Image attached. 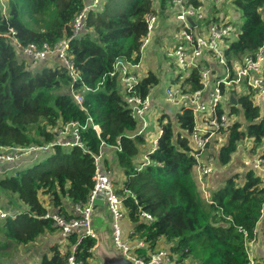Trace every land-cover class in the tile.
I'll use <instances>...</instances> for the list:
<instances>
[{
  "label": "trees",
  "instance_id": "trees-1",
  "mask_svg": "<svg viewBox=\"0 0 264 264\" xmlns=\"http://www.w3.org/2000/svg\"><path fill=\"white\" fill-rule=\"evenodd\" d=\"M158 1L159 5L157 0H103L90 10L81 37L70 42L69 54L79 71L75 81L60 62L40 61L34 68L35 62L19 55L15 41L23 46L54 45L72 34V21L88 1L7 0L5 12L0 4V148L49 144L59 137L64 124L86 125L81 130L84 147L55 144L48 152L0 164V205L11 213L0 219V253L57 231L54 220L45 216L49 208L42 195L49 198L54 212L75 216L70 205L88 200L95 183V156L110 146L126 175L117 192L135 224L131 237L145 242L137 254L149 258L165 239L176 264H250L249 243L264 214L261 174L247 168L243 176L231 175L214 189L208 186V196H204L193 177L197 159L188 133L195 124L192 110L182 108L174 121L166 112L161 115L163 133L152 151L148 132L136 134L140 123L131 115L126 88L118 74L110 75L119 58L140 62V46L148 33L146 15L169 14L167 0ZM233 3L244 23L226 48L231 67L264 44V0ZM160 79L148 69L136 84V92L142 97L151 94ZM172 80L188 92L203 86L197 68ZM72 89L82 94L81 104ZM242 92L229 90L238 99L237 105H231L237 119L224 142L215 140L211 155L218 168L231 162L244 141H250L251 153H260L264 161L262 105L254 101V91ZM89 117L100 125V132L88 122ZM119 142L120 150L114 147ZM145 156L153 163L139 169ZM143 211L154 220H143ZM67 239L65 250L53 244L39 264H67L71 253L90 264L96 238L73 233Z\"/></svg>",
  "mask_w": 264,
  "mask_h": 264
},
{
  "label": "built area",
  "instance_id": "built-area-1",
  "mask_svg": "<svg viewBox=\"0 0 264 264\" xmlns=\"http://www.w3.org/2000/svg\"><path fill=\"white\" fill-rule=\"evenodd\" d=\"M83 10L79 12L72 21V34L61 38L54 45L30 43L26 46L15 41L20 56L32 62H40L48 57L55 56L56 62L63 64L73 78L79 77V71L72 60L70 42L79 39L86 28V21L90 10L99 7L103 0H87ZM159 3V1L157 0ZM234 0H167L166 12L176 16V30L172 32L173 37L169 39L170 47L167 49L166 58L172 62L182 76H188L193 68H197L202 87L193 92L185 91L178 85H170L166 89L167 99L174 105L182 108H189L194 115V127L188 131L196 164V178L198 181L205 182L215 170L213 156L209 154L215 140L226 138V131L237 119L236 114L231 113L229 90L233 84L243 83L246 90L253 93L254 101L260 105L264 103V44L255 53L247 54L241 61L231 67L226 58V48L231 42H227L233 33H236L235 21L240 19V11L235 7ZM229 8H225L226 4ZM193 20V23L189 21ZM148 33L143 38L140 50L149 43L150 36L158 24L159 16L156 12L146 15ZM239 34V33H238ZM238 36V35H237ZM237 38V37H236ZM233 41V40H232ZM137 64H133L123 58H119L110 75L118 74L120 81L127 91L126 100L133 118L137 119L140 127L136 134L147 131L149 124L147 115L152 109L153 99L150 95L142 97L136 92V84L139 82V75L134 70ZM78 103L83 102L80 92L73 91ZM222 109V111H221ZM88 122L93 123V127L100 132V125L93 122L91 117ZM86 125L78 121L68 122L59 128V137L49 144L31 145L29 147H1L0 164L15 163L19 159L48 152L55 144L84 147L81 139V130ZM222 131H225L222 133ZM162 135L163 126H159ZM160 135V136H161ZM214 143V144H213ZM158 139L154 140L152 151L157 148ZM121 149L120 142L114 146ZM103 150L95 156L94 187L89 198L84 203H72L71 209L76 212L75 216L67 217L58 212H47L45 216H50L54 220V225L61 231L64 237L77 233L79 236H90L97 239V233L91 226L92 212L95 207V199L98 196L104 197L108 208L112 214V236L115 244L123 248L124 252L139 264H176L172 261L167 249H158L150 254L149 258L137 254V249L145 245L142 239L133 243L124 235L122 219L125 217L126 207L123 197L117 192L116 184L112 178L111 171L103 166ZM153 163L148 156L139 165L143 169L146 165ZM255 167L264 180V161L259 157L255 162ZM208 187V185H207ZM208 196L207 190L206 195ZM10 211L0 205V219H5L10 215ZM141 217L150 223L154 217L143 211ZM251 242L249 243L250 247ZM74 250V246L72 247ZM250 264H258L256 259L251 256ZM67 264H87L79 260L74 253L68 257ZM92 264V261L91 263Z\"/></svg>",
  "mask_w": 264,
  "mask_h": 264
},
{
  "label": "crops",
  "instance_id": "crops-1",
  "mask_svg": "<svg viewBox=\"0 0 264 264\" xmlns=\"http://www.w3.org/2000/svg\"><path fill=\"white\" fill-rule=\"evenodd\" d=\"M170 30L171 28H167V29L165 28L163 30V31H166L165 37L168 36L167 37L168 40L173 37V34L172 35L169 34ZM42 62L43 63L49 62V64H53L54 62H56V59H55V56H51ZM145 67L146 65H145V50H144L142 52V57H141L140 62L137 63V65L134 67V70L137 72L139 77L143 76L145 72L147 71ZM149 95L151 96V94ZM151 98L153 99V104H154L155 98L153 97ZM153 104H152V107H153ZM262 111H263L262 115L264 116V103L262 104ZM176 116L175 118H173V121L176 119ZM158 131H159V126H158ZM147 132L149 133V136L147 138L149 140L148 141L149 144L151 143L150 142L151 139L154 142V140L158 139L161 135L160 132L157 136H155V134L149 130H147ZM103 152H104V159L106 161V164L108 165V167L106 168L111 171L114 183L116 184V187L118 188L119 186L123 184V181L126 179V175L124 174V171L116 163V151L114 150V148L110 146H105V148L103 149ZM259 157H260V153L252 154L249 149L246 150L240 146L237 152L233 155V159L227 166L218 168L217 165H215L216 166L215 170L213 174H211V176L209 177L208 186L211 189L212 188L214 189L215 187H218L221 184H223L224 181L231 175L239 174L243 176L247 168H254L259 173L258 169L254 165ZM3 165L4 164H2V166ZM41 198L44 201L45 205L49 208L48 212H54V209L50 208L51 203H50L49 198L46 195H42ZM102 199L101 201H99V203H95L94 208H95L96 217H100V219L103 221L104 219L107 218L108 219L107 225H108V228L110 229V214L107 211L106 205L102 202ZM70 208H71V205H70ZM103 221H101V223L105 224ZM134 225L135 224L129 219V217L127 219L125 218L122 219V228H123L124 235H126V237L129 238L131 242L133 243L138 241L137 239L133 240L131 237L133 233ZM55 243H58L60 247L62 248V250H65L67 244L69 243L68 239L62 235L59 229H57V231L55 232L46 233L36 242L30 243L29 245L24 246V247L21 246L22 249H25L24 250L25 255L21 258L22 262H20V264H39L41 256L45 252H49L50 247ZM170 247H171V244L168 243L165 239H162L157 244L156 250L157 249H167L170 253V250H169ZM250 247H251L253 258L256 259V262H258V264H264V214L261 217L260 221L258 222L257 229H256V237L251 242ZM93 251H94V248H93ZM92 264L94 263L92 262Z\"/></svg>",
  "mask_w": 264,
  "mask_h": 264
},
{
  "label": "rangeland",
  "instance_id": "rangeland-1",
  "mask_svg": "<svg viewBox=\"0 0 264 264\" xmlns=\"http://www.w3.org/2000/svg\"><path fill=\"white\" fill-rule=\"evenodd\" d=\"M1 7L3 8V11L5 12L7 9V0H0ZM159 5V3H156ZM225 8H229V4L227 3L225 5ZM159 21L156 25L155 30L153 31L152 35L150 36L149 43L144 48L145 50V69H152L158 75L160 76V83L155 86L151 91V97L155 98L153 107L151 111L147 115V121L149 124L148 130L153 132L155 136L159 134L158 126H160L162 123H160V117L163 112H166L170 117L175 118V116L180 112V106L174 105L171 103L167 97H166V89L172 85H178L177 82H173L172 78L175 73H177L178 68L171 64L168 59L165 57L167 53V49L170 47L168 36L165 37V32L163 31L165 28H171L172 31L176 30V16L174 14H167L164 13L163 15L158 13ZM171 22V23H170ZM244 23V17L240 13V19L235 21L236 25V33H233L231 35V38L227 40V42H230L232 40H235L238 33L241 31L242 25ZM158 26V28H157ZM170 30V35H172V31ZM160 34V35H159ZM159 36V37H158ZM167 61V62H166ZM41 62L35 63L33 66L34 68H37L40 66ZM233 88L230 89V92L233 90L237 94L243 93L242 90H246L244 84L241 82L239 84H233ZM167 118H165L166 120ZM163 121V123L165 122ZM149 136V133H148ZM147 136V137H148ZM226 140L224 138L221 141ZM149 141V140H147ZM153 143V140L150 141ZM149 143V142H148ZM251 142L250 141H244L243 144H241V147L250 150ZM216 144L214 145L213 149L209 151V154H213L215 152ZM145 149V146H144ZM143 149V150H144ZM145 152V151H143ZM214 160V158H213ZM214 162V161H213ZM216 165V164H215ZM216 167V166H215ZM193 177L197 183V186L199 190L202 192L203 195H206L207 185L209 179L205 182V179L200 182L196 178V171L193 170ZM207 193H209L207 191ZM125 219L128 218L127 211H125ZM23 247V246H22ZM24 250L19 245H12L7 250L0 253V264H20L22 262L21 258L25 255ZM251 256L252 251H251ZM91 261L94 264H98V259L93 256L91 258Z\"/></svg>",
  "mask_w": 264,
  "mask_h": 264
},
{
  "label": "water",
  "instance_id": "water-1",
  "mask_svg": "<svg viewBox=\"0 0 264 264\" xmlns=\"http://www.w3.org/2000/svg\"><path fill=\"white\" fill-rule=\"evenodd\" d=\"M189 21L193 23V20L189 18ZM230 102L234 105L238 104V99L234 94L230 95ZM102 196H98L95 199V203L101 201ZM101 198V199H100ZM102 202L106 205L107 211L110 214V229L108 228V219L101 220L100 217H96L95 208L92 212L91 226L97 233L96 245L94 247V255L98 259V264H139L131 257H129L123 250L118 247L112 236V214L108 208L105 199ZM103 221L105 224H102Z\"/></svg>",
  "mask_w": 264,
  "mask_h": 264
}]
</instances>
